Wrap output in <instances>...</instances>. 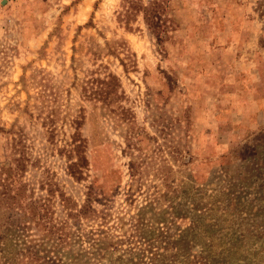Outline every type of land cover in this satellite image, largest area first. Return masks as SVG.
I'll return each instance as SVG.
<instances>
[{
  "label": "rangeland",
  "instance_id": "rangeland-1",
  "mask_svg": "<svg viewBox=\"0 0 264 264\" xmlns=\"http://www.w3.org/2000/svg\"><path fill=\"white\" fill-rule=\"evenodd\" d=\"M168 9L157 46L120 0H0V166L20 135L23 204L47 208H0V264H264V0ZM93 72L119 81L109 107Z\"/></svg>",
  "mask_w": 264,
  "mask_h": 264
},
{
  "label": "trees",
  "instance_id": "trees-1",
  "mask_svg": "<svg viewBox=\"0 0 264 264\" xmlns=\"http://www.w3.org/2000/svg\"><path fill=\"white\" fill-rule=\"evenodd\" d=\"M168 8L169 0H120L118 19L128 26L130 22L140 17L141 23L147 32L153 36L156 45L161 46L164 41L169 39L168 34L171 29L170 19L167 16ZM127 28L129 29V27ZM91 75L85 80V87H83L88 98L100 102L104 107H109L110 104L119 99L117 90H119L120 85L116 76L105 72L98 76L93 72ZM119 114L121 117L129 115L123 108H119ZM50 133L52 134V132ZM19 136L10 139V165L7 167L0 166V208L9 217L14 218L15 222L20 218H27L26 214L28 213L34 216L38 208L45 213L47 212L46 205H40L36 200L23 204L27 192L33 195V190L27 189L26 183L21 181L29 159L22 138ZM70 144V151L75 156V161L70 162L66 168L68 174L77 180L81 178L82 170H86L87 167V159L83 151L84 142L80 139L78 132L73 133ZM40 185L43 186L42 183ZM47 186L53 187L52 184H47ZM48 194H54V191L49 189ZM58 194L61 202L64 200L69 202V199L64 197L60 191ZM30 197H28L29 200ZM0 221L5 224L3 227L6 228V219L1 218ZM9 222L12 220L9 219ZM7 226H10V223Z\"/></svg>",
  "mask_w": 264,
  "mask_h": 264
}]
</instances>
